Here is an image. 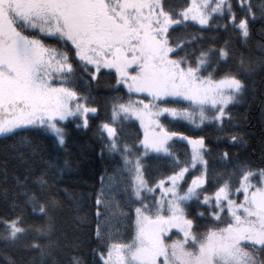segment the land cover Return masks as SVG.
<instances>
[{
    "label": "snow or ice",
    "instance_id": "snow-or-ice-1",
    "mask_svg": "<svg viewBox=\"0 0 264 264\" xmlns=\"http://www.w3.org/2000/svg\"><path fill=\"white\" fill-rule=\"evenodd\" d=\"M258 16L264 19V0H236L235 6L233 0H185L179 8L169 0H0V138L37 132L63 147L67 124L87 129L89 114L98 113L88 88L102 70L114 71V87L127 89V99H111V119L97 129L101 155L120 159L111 174H101L96 192L95 236L103 245L92 251L102 264H264V167L210 169L206 137L172 131L163 122L180 118L223 130L229 107L244 92L243 75L254 65L241 54L234 70H221L230 55L227 38L204 47L202 35L174 37L175 29L191 21L201 32L231 28L246 41ZM131 119L143 136L130 143L121 133ZM174 138L187 141L183 159ZM228 139L235 144L240 138ZM20 142L30 143L26 135ZM150 153L168 162L152 178ZM217 155L230 159L227 150ZM68 166L67 159L61 166L41 157L15 178L14 214L0 215L6 264H21L7 249L32 252L23 264H63L58 253L68 245L54 234L62 191L67 194L60 177ZM117 190L135 205L130 212L109 196ZM0 193L8 199L6 187ZM101 206L111 212L103 223ZM67 264L86 262L73 254Z\"/></svg>",
    "mask_w": 264,
    "mask_h": 264
},
{
    "label": "trees",
    "instance_id": "trees-1",
    "mask_svg": "<svg viewBox=\"0 0 264 264\" xmlns=\"http://www.w3.org/2000/svg\"><path fill=\"white\" fill-rule=\"evenodd\" d=\"M171 5L179 8L185 5V0H169ZM257 3L258 0H253ZM234 6L236 0H233ZM239 13V8L237 7ZM223 23V20H213V24ZM250 36L246 41L235 35L231 28L227 31L221 28L201 27L188 22L187 27L181 25L172 33L174 37H182L185 34L196 33L203 36L198 43L204 47L208 45H221L227 38L229 40V58L227 63L220 65L221 70L231 67L236 68V60L243 54L254 62L253 70L243 75L245 81L244 92L238 100L229 107L231 119L224 120L223 130H218L215 125H204L199 128L180 121L165 119L163 122L172 131L184 132L186 135L206 137V143L212 149L209 155V167L217 171L228 168L233 164L247 163L254 168L264 167V19L259 16L250 23ZM90 79V78H88ZM115 86L114 71L102 70L99 81L90 84L88 91L91 102L98 107V113L89 115V127L77 129L75 124H67V142L60 147L50 135L37 132L20 133L16 137L8 139L0 138V189H8V199L3 198L0 193V215H13L10 207L12 200L11 193L18 191L15 188V178L23 177L26 169L37 167L41 157L45 160L55 158L62 166L65 159L69 166L64 169L60 177V188L67 189L65 195L62 191L64 206L56 217V233L61 242L68 245L58 253L63 264L71 255H79L86 264H98L99 257L94 256L93 249L99 250L103 242L96 239L95 230L97 224L96 216V192L101 187V174H111L120 164L118 155H110L104 152L101 155L103 139L97 131L101 121L111 119V99L123 96L127 99V91L120 85ZM83 88V85H81ZM119 126V125H118ZM122 137L131 143L138 137H142L139 125L134 120L125 121L122 127ZM237 135L240 139L233 144L229 135ZM27 136L30 143H21L20 137ZM33 147L37 155H32ZM139 147V146H138ZM173 148L183 159L188 145L179 138H174ZM227 150L230 159L222 162L217 155L218 152ZM148 165L149 178L157 176L160 172L166 171L168 162L157 160L154 154H149L146 160ZM194 174V173H193ZM120 202L124 212H130L135 205L126 201L122 191L110 192ZM101 212L106 215L100 217L103 223L110 210L101 206ZM134 216V213H130ZM29 219H32L29 216ZM116 221H114L115 223ZM206 221H201V224ZM124 225L121 229V236L128 238V231ZM107 231L104 236L107 237ZM74 245V247H73ZM8 255L15 257L23 264L33 255L32 252L23 250L7 249ZM0 264H6L3 255H0ZM102 264V262H99Z\"/></svg>",
    "mask_w": 264,
    "mask_h": 264
},
{
    "label": "rangeland",
    "instance_id": "rangeland-1",
    "mask_svg": "<svg viewBox=\"0 0 264 264\" xmlns=\"http://www.w3.org/2000/svg\"><path fill=\"white\" fill-rule=\"evenodd\" d=\"M189 22H191V21H189ZM191 23H194V22H191ZM195 24V23H194ZM195 25H197V26H199V27H201L200 25H198V24H195ZM122 86V85H121ZM123 87V86H122ZM126 91H127V89H125ZM141 98H143V97H141ZM89 115H91V114H89ZM171 119V118H170ZM132 120H134V121H136L135 119H132ZM175 120H180V121H184V122H187V121H185V120H183V119H180V118H177V119H175ZM137 123H138V125H139V121H136ZM188 123V122H187ZM193 126V125H192ZM195 127V126H194ZM139 128H140V125H139ZM140 131H141V135L143 136V130L142 129H140ZM186 142V144H187V141H185ZM188 145V144H187ZM195 174V173H194ZM189 179H191V177L189 176ZM174 231V230H173Z\"/></svg>",
    "mask_w": 264,
    "mask_h": 264
}]
</instances>
